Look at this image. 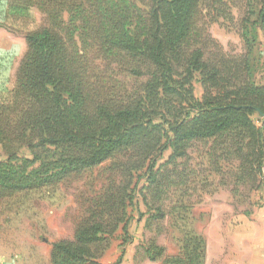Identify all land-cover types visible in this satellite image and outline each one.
Instances as JSON below:
<instances>
[{
  "label": "trees",
  "instance_id": "obj_1",
  "mask_svg": "<svg viewBox=\"0 0 264 264\" xmlns=\"http://www.w3.org/2000/svg\"><path fill=\"white\" fill-rule=\"evenodd\" d=\"M228 1L146 0L144 9L133 0H34L49 20L34 29L30 2L0 0V28L24 30L26 47L15 87L0 90V203L109 164V183L87 200L73 238L51 244V264H100V247L118 228L128 243L132 179L147 183L144 204L147 194L159 197L163 171L184 157L190 142L219 140L239 171L264 181V121L258 126L251 119L257 111L264 115V86L243 82L216 92L218 75L248 77V59L228 65L221 56L210 66L199 46L201 6L222 11ZM260 18L264 23V8ZM196 72L200 99L191 84ZM139 79L137 90H129L130 80ZM156 209L154 220L164 219ZM180 209L172 217L181 235L178 254L166 257L151 242L143 249L149 261L205 264L206 239L187 227ZM123 254L120 245L113 264Z\"/></svg>",
  "mask_w": 264,
  "mask_h": 264
},
{
  "label": "rangeland",
  "instance_id": "obj_2",
  "mask_svg": "<svg viewBox=\"0 0 264 264\" xmlns=\"http://www.w3.org/2000/svg\"><path fill=\"white\" fill-rule=\"evenodd\" d=\"M26 1L32 4L29 10L31 28L48 26L47 16L33 5L34 0ZM133 1L146 8V0ZM263 8L264 0H229L222 11L201 6L197 27L203 41L199 46L203 49L205 46L204 60L210 66H216L221 56L228 65H240V60L248 59L250 68L248 77L241 79H225L218 75L216 83L219 85L213 89L216 92L243 82L264 86V23L260 18ZM25 49L24 30L10 32L0 28V90L15 87L16 69ZM89 57L99 63L90 49ZM201 80V75L196 72L191 84L197 99L204 91ZM140 81L130 80L128 89L137 90ZM251 119L256 125L261 124L259 115L253 114ZM218 142L213 139L190 142L184 157L163 171V193L159 197L156 192L147 194L146 206L141 197V188L147 185L145 179H132L130 188L136 184V189L133 205L127 210L131 218L127 225L130 241L123 244L120 228L114 231L107 245L100 247V264H113L120 255V245L124 248L121 264H161V260L149 261L143 253L151 242L165 249L164 256L177 255L181 235L172 224V217L181 213V207L186 209L183 217H189L187 227L204 238L207 234L210 236L209 264L223 261L228 264L247 257L249 244L261 245L257 236L264 234V181L259 175L239 171L232 151L225 150L228 146ZM170 154L169 150L164 151L158 164L166 162ZM4 159L5 154L0 148V161ZM108 167L105 163L0 203V258L8 257L13 264H51V244L73 238L87 200L102 193L109 183ZM134 206H137V213ZM156 208L165 214L164 219L154 220L158 214ZM218 234L225 237L224 250L217 242ZM251 235L252 240L246 243L245 237ZM237 237L242 238L240 243H236Z\"/></svg>",
  "mask_w": 264,
  "mask_h": 264
},
{
  "label": "crops",
  "instance_id": "obj_3",
  "mask_svg": "<svg viewBox=\"0 0 264 264\" xmlns=\"http://www.w3.org/2000/svg\"><path fill=\"white\" fill-rule=\"evenodd\" d=\"M251 237H252V235L246 236L244 241L246 243H248L249 241L252 240ZM257 237H258V242H260V243L262 242L259 247L258 246L254 247V246L249 244V246H247V248H246V250L249 251V254L247 257L246 256L242 257V258L240 257L239 259H235V260H233V262H229L228 264H264V234L263 235L260 234ZM205 239H206L205 264H209V260H208L209 257L207 256V252H208L209 246H210V236L207 234ZM241 239H240V237H237L236 243H238V242L240 243ZM217 242L222 244V246L220 248H221V250H224L225 237L221 234H218L217 235ZM222 254H224V252H222ZM49 260H50V257H49ZM13 262L14 261L9 260L8 257L0 258V264H13ZM220 264H225V263L223 261Z\"/></svg>",
  "mask_w": 264,
  "mask_h": 264
},
{
  "label": "water",
  "instance_id": "obj_4",
  "mask_svg": "<svg viewBox=\"0 0 264 264\" xmlns=\"http://www.w3.org/2000/svg\"><path fill=\"white\" fill-rule=\"evenodd\" d=\"M257 113L259 114V116L262 117L263 121H264V115L260 112V111H257Z\"/></svg>",
  "mask_w": 264,
  "mask_h": 264
}]
</instances>
